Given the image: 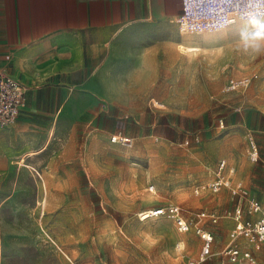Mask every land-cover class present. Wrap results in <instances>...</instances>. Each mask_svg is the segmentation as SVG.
I'll return each instance as SVG.
<instances>
[{"label":"rangeland","instance_id":"obj_1","mask_svg":"<svg viewBox=\"0 0 264 264\" xmlns=\"http://www.w3.org/2000/svg\"><path fill=\"white\" fill-rule=\"evenodd\" d=\"M191 44L204 51L187 53ZM101 63V95L113 114L124 115L123 131L88 139L70 110L57 147L24 157L23 166V157L5 163L0 264H190L204 244L197 226L214 239L215 256L201 264H231L219 256L231 241L237 200L209 186L225 161L236 168L233 181L242 179L264 202V130L251 128V113L264 123V19L181 37L171 21L132 24ZM249 75L257 79L242 103L221 99L228 79ZM161 116L177 129L165 138L139 137L138 122L147 127ZM250 133L256 163L247 160ZM119 135L130 143H113ZM171 206L192 224L190 232L167 216L142 220L148 210ZM211 211L217 224L199 219Z\"/></svg>","mask_w":264,"mask_h":264},{"label":"crops","instance_id":"obj_2","mask_svg":"<svg viewBox=\"0 0 264 264\" xmlns=\"http://www.w3.org/2000/svg\"><path fill=\"white\" fill-rule=\"evenodd\" d=\"M181 11L182 0H0V73L16 78L26 90L18 120L0 129V179L10 160H33L57 147L55 140L63 137L70 110L89 132L88 139L122 132L124 115L113 114L112 104L101 95L102 57L132 24L171 21L179 34L175 20ZM240 119L248 122L247 117ZM251 124L256 132L264 130L257 114L251 113ZM138 126L139 137L165 138L170 129H177L162 116L147 127L139 122ZM145 129L149 133L142 135ZM229 169L234 170L227 173L232 186L242 182L259 200L242 179L233 181L236 168ZM222 190H229L235 198L229 188ZM234 212L230 215L233 221ZM235 225L234 221L232 230ZM237 244L251 248L243 238Z\"/></svg>","mask_w":264,"mask_h":264},{"label":"built area","instance_id":"obj_3","mask_svg":"<svg viewBox=\"0 0 264 264\" xmlns=\"http://www.w3.org/2000/svg\"><path fill=\"white\" fill-rule=\"evenodd\" d=\"M253 19H264V0H182L181 14L175 24L181 36H198L204 33L219 32L241 22ZM257 75L231 77L223 89L221 99L230 104L234 100L244 101V96ZM25 88L14 77L0 73V129H5L16 123L21 110L25 107ZM234 103V102H233ZM243 106L235 107V111L242 112ZM222 127L223 123H222ZM247 159L251 163L259 161V152L253 135L250 133ZM113 143H130V140L121 135L112 139ZM228 165L223 161L218 169L215 181L209 186L213 193H219L229 188L233 197L239 203L234 212L235 227L230 233L231 244L228 245L219 257L228 259L231 264H264V204L254 198L242 182L232 186L227 177ZM233 173V169L228 170ZM196 195L199 188L194 189ZM151 217L167 216L173 219L181 233H188L192 224L180 214L179 207L171 206L154 210ZM201 221L217 224L218 216L214 211L201 212ZM204 242L199 261L190 264H201L208 257L215 256L212 252L214 239L211 232L197 226L195 229ZM245 239L251 248H243L237 244L239 239ZM261 260L258 258V256ZM223 256V257H222ZM218 257V256H217Z\"/></svg>","mask_w":264,"mask_h":264},{"label":"bare ground","instance_id":"obj_4","mask_svg":"<svg viewBox=\"0 0 264 264\" xmlns=\"http://www.w3.org/2000/svg\"><path fill=\"white\" fill-rule=\"evenodd\" d=\"M253 20H255V21H257L258 19H253ZM253 20H250V21H253ZM207 39H209L207 36H205ZM210 40V39H209ZM208 42V41H207ZM202 51H204V48L201 46V45H199V44H191V45H189V46H187L186 47V52L187 53H189V54H194V55H196V54H198V53H200V52H202ZM156 104V103H155ZM161 106V105H160ZM129 146H130V144H129ZM35 154V153H34ZM30 156V155H29ZM34 156V155H33ZM20 164L23 166V165H25V158L23 157L22 159H21V162H20ZM150 212H152L151 210H148V211H146L145 213H143V214H141V216H144L143 217V219L142 220H146V219H149V218H152L151 216V213ZM181 246H185V243L184 242H180L179 243V247H181Z\"/></svg>","mask_w":264,"mask_h":264}]
</instances>
